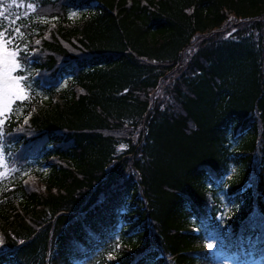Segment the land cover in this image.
<instances>
[{"label":"trees","instance_id":"1","mask_svg":"<svg viewBox=\"0 0 264 264\" xmlns=\"http://www.w3.org/2000/svg\"><path fill=\"white\" fill-rule=\"evenodd\" d=\"M28 3L0 264L264 263V0Z\"/></svg>","mask_w":264,"mask_h":264},{"label":"snow or ice","instance_id":"2","mask_svg":"<svg viewBox=\"0 0 264 264\" xmlns=\"http://www.w3.org/2000/svg\"><path fill=\"white\" fill-rule=\"evenodd\" d=\"M76 15V13H72V16ZM17 34L23 35L19 32V29H0V53L7 56V58H0V85H2L3 91V104L0 107V116L5 114V109H9L10 113V105L13 100L24 101L28 99L26 91L31 89V85L26 82L28 77L22 75L24 61L20 56L22 51L25 55L28 54L27 45H25L24 49H21L19 45L14 43ZM17 73L21 74L18 75ZM4 123L5 121L0 119V125ZM121 147L124 146L122 145ZM0 243H3L2 237H0ZM207 247L212 249L214 246L208 244ZM109 258L112 257L110 256Z\"/></svg>","mask_w":264,"mask_h":264},{"label":"rangeland","instance_id":"3","mask_svg":"<svg viewBox=\"0 0 264 264\" xmlns=\"http://www.w3.org/2000/svg\"><path fill=\"white\" fill-rule=\"evenodd\" d=\"M34 7L28 3V0H0V29L7 30L11 29H19V32L22 33L23 24L31 18L35 12ZM26 24V23H25ZM21 35L17 34L15 37L14 43L19 45L18 38ZM0 58H7L6 54L0 53ZM19 75V73H17ZM157 94L161 91H156ZM162 93V92H161ZM27 96L29 97L32 94L31 89L26 91ZM25 101V100H24ZM23 101L13 100L12 104L10 105V113L9 109L4 110V115L0 116V119L4 121L7 119V116L11 115L12 113L17 115L21 110L20 103ZM3 104V91L2 85H0V107ZM236 169V168H234ZM236 173L235 171H233ZM6 175V155L3 153L2 148L0 146V183L4 181ZM231 210V209H230ZM113 257V253L111 250L108 251V256L105 257L104 263L98 264H107L108 257ZM256 264H264L260 260L256 261Z\"/></svg>","mask_w":264,"mask_h":264}]
</instances>
